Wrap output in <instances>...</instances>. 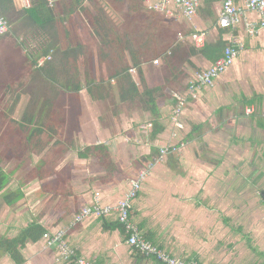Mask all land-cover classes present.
<instances>
[{"label":"crops","instance_id":"1","mask_svg":"<svg viewBox=\"0 0 264 264\" xmlns=\"http://www.w3.org/2000/svg\"><path fill=\"white\" fill-rule=\"evenodd\" d=\"M199 2L197 13L190 19L174 8L172 15L151 11L144 0H0V16L10 25L8 39L58 41L65 48L76 45L73 41L83 44L89 39L122 40L124 61L129 62L131 54L136 56L140 51V39L155 40V46L149 48L156 49L157 55L177 41L186 40L194 45L191 40L194 33H203L205 42L212 41L218 33L220 4L217 0ZM94 22L99 33L92 32ZM234 32V36L226 34L225 39L236 38L243 49L227 70L230 79L223 73L212 88L198 91L195 97L185 95L186 102L176 123L171 120L176 99H162L161 103L156 97L161 130L154 137L153 117L147 112H142L144 124H140L137 111L124 119L117 111L112 128L101 125L96 107L110 97L108 90L115 93L116 89L118 104L132 102L120 100L119 89L123 84L112 78V72L122 67L112 65L110 70L98 53L91 57L89 52L85 53L79 63L82 90L77 96L66 97L70 102L74 100V105L69 103L79 106L83 115L75 132L76 149L106 145L122 176L105 180L107 173L95 158L81 159L77 150L69 151L46 183L50 189L58 187L66 194L69 180L71 195L63 199L61 194L55 195L54 189L39 195L37 192H42L38 190L45 182H28L23 188L34 186V191L24 190V197L17 202L20 208L7 207L3 201L0 204V238H13L29 223L37 221L45 231L65 229L69 245L78 257L91 264H158L131 249L126 235L116 226L115 213L101 218L87 217L73 226L70 223L75 213L93 203L95 193L99 194L101 205L116 204L136 174L154 162L159 149L167 147V154L162 161L153 163L132 202L131 221L140 234L182 260L202 264H264V210L260 208V200L264 199V29L253 37ZM46 59L41 58L39 64ZM190 60L197 69L191 71L211 65L200 56ZM97 63L104 75L110 72L107 78L95 75ZM65 64L61 53L54 56L53 78L66 71ZM150 64L153 68L158 63L150 61ZM129 75L133 80V74ZM143 76L145 85L153 87L151 83L155 80H151L147 70ZM58 80L68 82L61 77ZM35 81L47 87L59 85L42 79ZM90 81L102 91L99 97L87 94L85 87ZM187 92L188 89L183 94ZM232 92L235 94L231 95ZM171 94L175 96L174 92ZM49 98L51 102L55 99ZM32 99L43 102L42 97ZM25 102L22 94L17 109ZM246 107H252L253 112L246 115L243 111ZM131 140L136 143L132 145L134 164L127 161L122 164L115 153ZM55 176L59 179L55 180ZM53 215L57 217L54 219ZM20 253L23 264H65L55 249L45 247L42 238L27 242ZM0 264H13L2 251Z\"/></svg>","mask_w":264,"mask_h":264},{"label":"trees","instance_id":"2","mask_svg":"<svg viewBox=\"0 0 264 264\" xmlns=\"http://www.w3.org/2000/svg\"><path fill=\"white\" fill-rule=\"evenodd\" d=\"M94 30L96 33H99L100 31L96 24L94 25ZM217 31V36L212 41L205 42L202 47H194V45L186 40L177 41L172 43L170 48H168L163 54L156 55L155 57H164L167 76L162 82L155 83L151 88H148L145 85L143 74L146 69L142 67L144 64L142 61L144 60L137 59L138 54L134 56L135 54L132 53L131 60L132 65L137 68L140 86L137 82L131 79V76L128 73L130 67L124 65L120 71L112 72V78L118 79L119 82L121 80L123 84L119 89L120 100L134 102L135 99H140L144 105V110L149 112L153 117V137L161 130L158 124L159 107L156 103V94L160 93V95H162L163 92L172 93V91L183 93L184 91H187L189 83L193 79V77L191 78V69L197 70L190 60L192 57L200 56L210 64H213V62L222 55L224 48L230 43V40L225 39V35L228 34L229 36H234L235 32L220 27ZM8 33L0 36V41L8 37ZM103 41L104 45L113 52H111V55L110 53L108 54L109 58H116L115 56L117 52L121 54L124 45L120 40L114 41L113 39H104ZM11 46L12 48L17 49L19 53L24 51V55L22 54L20 62H13L10 55L0 53L1 63L3 69L6 71L5 78L0 79V96L2 95L0 99V118H3L4 121H8L9 125L20 133V138L16 145L8 149L10 151L9 153L0 152V198L3 203L7 207H13L24 197V192L22 190L23 186L33 180L45 182V184L38 190L42 192H37L39 195H41L43 191L54 189L53 191L56 193L55 195L61 194L63 199L70 196L71 190H69V180L67 183V190L65 191L66 194L62 193L58 187L50 189V185L47 184L46 181L53 177L55 166L71 150H77L76 154L78 158H95L96 163L102 166L107 173L105 180L110 176L121 177L122 173L113 161L106 145H92L82 149H76L75 141L70 138H64L63 136L62 117L58 118L55 122L51 119V121L48 120V123L45 122V119H47V114L45 113L46 108L48 107V104H46L47 100L38 103L31 101L29 102L28 107L21 113L19 119H13L12 117L22 94H29L30 96H35L34 94H37L36 91H28L26 88V85L29 82H34L37 79L59 83L57 88L60 91L65 94L77 96L82 90L79 63L81 62V58H84L83 55L85 54V51H87L85 44L77 42L76 45L65 48L58 41L23 40L18 42L17 40L10 39V47ZM58 53L63 55V59L66 63V71L53 78L51 73V70L54 69V65L52 66V59ZM117 55L119 54L117 53ZM45 57L48 59L39 64L40 59ZM178 64H183V67L180 68ZM157 68L158 67L155 65L151 70ZM86 75L88 76V73ZM59 77L68 80V82H60V80H58ZM5 81L7 82L5 83ZM25 82L27 83L25 84ZM85 90L91 98L99 97V93L102 92L98 89V86L91 81L88 82ZM108 91L110 92L111 90ZM40 95L43 97L45 93H41ZM171 96L173 98V95ZM6 97H8L9 100H6ZM13 148L18 150L16 151L20 154V162L11 170H6L4 164L5 161L11 160L10 155L13 154ZM154 153L155 152H153V154ZM35 158H37V160H35ZM24 163L26 164L24 165ZM23 165L25 167L29 166V168L26 169L21 176V182L18 183V186L15 189L7 188L13 173L18 167ZM62 219L63 217L61 220ZM116 226H118V228L124 233L123 228L118 221ZM44 232V227L39 225L37 221H32L25 228H22L15 237H1L0 251L9 257L13 264H23L24 259L20 253V249H22L27 242H37ZM131 249L140 257L148 258L141 255L134 247H131ZM76 256H78L77 253ZM158 264L162 263L158 262Z\"/></svg>","mask_w":264,"mask_h":264},{"label":"built area","instance_id":"3","mask_svg":"<svg viewBox=\"0 0 264 264\" xmlns=\"http://www.w3.org/2000/svg\"><path fill=\"white\" fill-rule=\"evenodd\" d=\"M220 4L218 15V26L230 31H240L246 36L253 37L264 29V0H217ZM151 11L172 15V8L178 9L185 18H192L200 6L199 0H144ZM10 25L8 21L0 16V36L8 33ZM191 40L196 47H202L206 38L203 33H194ZM243 45L236 38H232L230 43L224 48L222 55L217 58L209 67L196 72L188 86V95L195 97V94L202 89L212 88L215 81L225 73L239 56ZM154 63H158L157 60ZM134 73L135 69H130ZM176 105L171 113V120L177 122L185 105V97L175 94ZM245 114L253 112L251 108H245ZM182 146V144L180 145ZM167 147H162L158 155L147 166L141 169L136 178L132 179L128 190L123 197L114 205H101L99 194L95 193L93 203L81 208L74 214L70 226H73L87 217L101 218L112 213L116 214L118 223L122 226L126 235V243L134 247L139 253L162 264H202L195 260H182L173 257L158 248L150 241L146 240L139 232L138 228L131 221L132 202L141 189L142 182L149 175V170L153 163L160 162L168 152ZM67 232L63 228L46 230L42 234L44 245L48 249H55L59 260L72 264H91L88 260L76 256L75 250L67 242Z\"/></svg>","mask_w":264,"mask_h":264},{"label":"rangeland","instance_id":"4","mask_svg":"<svg viewBox=\"0 0 264 264\" xmlns=\"http://www.w3.org/2000/svg\"><path fill=\"white\" fill-rule=\"evenodd\" d=\"M95 24H96V22H94V24H93L92 32L95 31L94 30ZM103 40L102 39H100V40L89 39V40L83 41V44H85V47L87 50V51H85V53L89 52L88 54L90 55V57L93 56L95 53L97 56V53H98L99 56L101 57V60L103 62H105L106 66L108 68H110V70L112 69V65H113V68L123 67L122 65H125L128 67H133L130 69H135V72L134 73L129 72V74H131V75L133 74V76H132L133 80L135 79V81L140 86V82L138 81L137 68H135V66L132 65L131 58L129 61L130 63L127 61H124V59L126 60V58L124 57L123 51L121 52V54L119 52H117L119 55H117V53H116V56H115L116 58H109L108 54L110 53V55H111L113 52L108 47H106L104 45ZM114 41H116V40H114ZM120 41H121V43H123L122 40H120ZM73 42L77 43L80 41H73ZM98 43H99V46H98ZM138 43L140 45L139 46L140 51L139 50L137 51V54H138L137 59H144V61L141 60L144 63L142 65V67H144L148 71V75L151 78V80L152 79L155 80V81H152L151 85H154L155 83L162 82V80H164L165 77L167 76V72L165 71L164 57L163 56L162 57L161 56L155 57L157 55L156 51H155L156 49H153V48L150 49L149 48L151 46L154 47L156 41L148 38L145 40L140 39V40H138ZM123 49H124V47H123ZM0 53L10 55L13 62H20L22 59V54H23L22 52H21L22 54L19 53V51L17 49L12 48V46L10 47V39H8V38H4L2 41H0ZM155 60L158 61V64H156V67H158V68L151 70L152 65L150 64V61L153 62ZM98 65H100V64L97 63V65H95L97 68L94 71L95 75L97 77L107 78L110 75V72H107V73H105L107 75H104L102 66H98ZM178 66L180 68H182L183 64H178ZM149 69H150V71H149ZM196 72L197 71H192L191 75H194ZM224 74L223 75L226 79H230L231 74H228V71L225 72ZM5 75H6V71H5V69H3V65H2L1 60H0V79H4ZM26 83L27 82H25V84ZM26 88L28 91H30V90L36 91L37 94H34L36 97H42L40 94L45 93V95L42 97L43 101L47 100L46 104H48V107L46 108V111H45V113L47 114V116H46L47 119H45V122L48 123V120H50V119L55 122L58 120V118L62 117L63 118L62 131H63L64 138L73 139L77 145V138H76L77 135L75 134V132L78 131V127L80 126L79 117L82 118L83 115H81L82 112L80 113L79 106H77V107L73 106L74 100H71V102H70L66 98V97H68L67 96L68 94H65L64 92L60 91L58 88H53V87L49 88L45 84L41 85L40 82H38V81L29 82L26 85ZM110 90L111 91L108 92L110 94V97L107 98L105 101H102V103L99 104V108L96 107V112L100 113L99 120L101 121V125L105 126L107 129L112 128L114 126V123H115L114 118L116 117L115 114L117 111L122 113V116H120V118H123V119L128 118V116L132 112L137 111L139 118H141L140 124H144V117H143L142 112H147V111L144 110V105L141 102V100L135 99L134 102H132V103L126 102V103L121 104L119 102V104H118V102H116V98L114 96L115 93H117L116 89H115V93H114L113 89H110ZM165 91H167V90H165ZM172 92L177 93V95H180L182 97H185V95H188L186 93L183 94V93L176 92V91H172ZM166 93L163 92L162 95H160V93L156 94V97L159 99V102L162 103V99L167 101L170 99V97L172 98L171 93H169V92H166ZM233 93L234 92H232L231 95H233ZM0 94H1V92H0ZM23 95L26 97V102L22 103L20 105L19 109L16 108L15 112L12 114L13 119H19L20 118L21 113L28 107L30 99H32L34 97V96H30L29 94H23ZM50 96L55 97V99L52 102H51V98H49ZM164 96H166L167 98ZM1 97H2V95L0 96V99H1ZM186 97H185V99H186ZM56 99H58V100H56ZM7 100H9L8 97H7ZM31 101H35V100L32 99ZM69 102L70 103L73 102L72 103L73 105H71ZM80 106H81V104H80ZM246 108H251V107H246ZM37 110H38V108H37ZM243 111H245V109ZM147 113L150 115L149 112H147ZM150 117L151 116H149L148 118L150 119ZM118 118L119 117L116 118V121L118 120ZM132 127H136V125H134ZM19 138H20V133L15 128L10 126L8 121H4L3 118H0V152H3V153L8 152L9 153L10 151L8 149H10L14 145H16L17 142L19 141ZM139 140H142V138L140 137ZM134 144H136L135 141H133V140L128 141L126 146H124L123 148L120 149V151L115 153V156H117V159L119 161H121L122 164H124L126 161L134 164L133 159H134L135 152L133 151L134 149L132 147V145H134ZM15 148L12 149L13 154L10 155L11 160L5 161L4 166H5L6 170H11L13 167L17 166V164L20 162V158H19L20 154L17 152L18 150ZM25 164L26 163H24V165ZM24 165L18 167L17 170L13 173V175H12V177L8 183L7 188L15 189L18 186V183L21 182V179H20L21 176L24 174L26 169L29 168V166L25 167ZM128 166L131 167V164ZM56 179H59V177H56L55 180ZM26 188H23V192H24V190H25V192L34 191V186H27ZM260 201H261L260 202V204H261L260 208H261V211H263L264 210V199H262ZM0 204H2L1 198H0ZM18 205L19 204L17 203V205H14V207L20 208V206H18ZM11 209H16V208H11ZM52 217L55 219L57 217V215H53ZM27 218H26V220H27ZM31 218H33V217H31Z\"/></svg>","mask_w":264,"mask_h":264}]
</instances>
